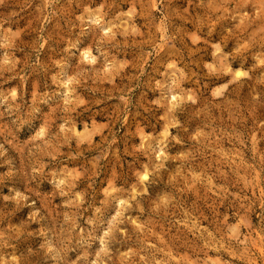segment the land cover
<instances>
[{"label":"clouds","instance_id":"clouds-1","mask_svg":"<svg viewBox=\"0 0 264 264\" xmlns=\"http://www.w3.org/2000/svg\"><path fill=\"white\" fill-rule=\"evenodd\" d=\"M0 264H264V0H0Z\"/></svg>","mask_w":264,"mask_h":264}]
</instances>
